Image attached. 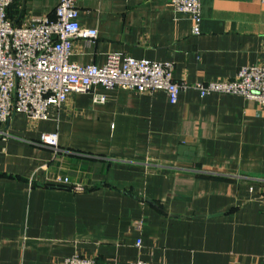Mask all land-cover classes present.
<instances>
[{"label":"crops","instance_id":"obj_1","mask_svg":"<svg viewBox=\"0 0 264 264\" xmlns=\"http://www.w3.org/2000/svg\"><path fill=\"white\" fill-rule=\"evenodd\" d=\"M59 1L17 0L9 17L55 18ZM77 7L98 35L73 40V62L171 61L189 84L264 65V0H202L200 34L172 0ZM97 92L105 102L72 92L48 119L0 125V264H264V105L192 86L176 103L163 90ZM43 132H57V149Z\"/></svg>","mask_w":264,"mask_h":264},{"label":"built area","instance_id":"obj_2","mask_svg":"<svg viewBox=\"0 0 264 264\" xmlns=\"http://www.w3.org/2000/svg\"><path fill=\"white\" fill-rule=\"evenodd\" d=\"M17 0H0V125L16 114L32 119H48L50 106H59L72 92L91 93L95 102L106 101L98 88H123L138 92L163 90L171 103H176L181 91L194 87L201 96L232 94L264 105V65L240 67L231 79H212L189 84L174 76L171 61H152L131 56L122 58L109 54L102 65L71 61L75 38L93 41L98 32L79 22L77 0H60L55 18L34 15L28 24L15 25L9 8ZM177 13L187 14L193 32L200 34L202 0H172ZM40 142L59 147L57 132H43ZM54 184H70L68 176L58 175ZM74 190H82L71 184ZM142 223L137 224L141 228ZM142 237L136 244L141 246ZM62 264H97L96 259L81 254L66 257ZM128 264H149L142 259Z\"/></svg>","mask_w":264,"mask_h":264}]
</instances>
